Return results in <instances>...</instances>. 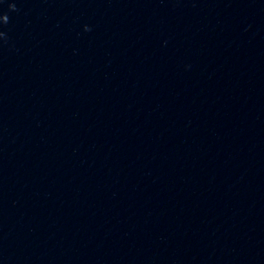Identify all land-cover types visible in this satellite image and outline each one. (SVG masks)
Wrapping results in <instances>:
<instances>
[{
	"label": "clouds",
	"instance_id": "9594fccd",
	"mask_svg": "<svg viewBox=\"0 0 264 264\" xmlns=\"http://www.w3.org/2000/svg\"><path fill=\"white\" fill-rule=\"evenodd\" d=\"M9 7H10V10H13V11L16 10V6H15L14 4H13V5H10ZM3 20H4L5 22H7V20H8V16H7V15H4V16H3ZM86 30H88V29L86 28ZM0 35H3V33L0 32Z\"/></svg>",
	"mask_w": 264,
	"mask_h": 264
}]
</instances>
